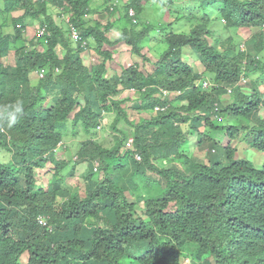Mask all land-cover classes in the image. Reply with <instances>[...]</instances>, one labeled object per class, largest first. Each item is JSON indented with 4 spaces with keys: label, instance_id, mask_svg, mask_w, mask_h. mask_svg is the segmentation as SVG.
<instances>
[{
    "label": "trees",
    "instance_id": "trees-1",
    "mask_svg": "<svg viewBox=\"0 0 264 264\" xmlns=\"http://www.w3.org/2000/svg\"><path fill=\"white\" fill-rule=\"evenodd\" d=\"M1 1L3 16L19 7L24 12L11 20L13 35L0 32V60L5 59V64L0 61V109L17 100L26 107L11 128L0 119V147L12 152L8 161L0 162V264H185L184 255L190 256V264H264V182L257 175L264 172L234 158L229 146L223 162L206 165L188 159L184 168L158 167L163 158L188 157L181 146L191 132L211 142L223 127L219 116L229 118L232 136L241 125L250 127L253 144L264 150V32H256L246 50L239 48L240 35L234 34L264 25V0L185 1L201 13L190 12L185 18L194 24L179 31L171 29L172 22L154 26L141 21L144 0H128L119 19L130 27L113 41L103 31L115 23L87 17L92 0ZM50 5L68 14L87 46L95 44L101 56L97 63L83 64L81 42L69 39L48 13ZM115 5L106 9L113 13ZM29 16V21L45 24L49 35L24 38ZM182 18L174 16L175 21ZM88 19L93 25L86 24ZM212 21L232 35H217ZM154 28L161 37L153 36L152 42ZM120 42L142 62L147 61V47L156 57L154 70L143 72L139 62L131 61L121 72L107 75L113 53L101 47ZM57 47L63 54L56 53ZM12 49L14 64L9 62ZM185 50L196 54L202 71L184 60ZM40 69L44 73L38 78ZM241 76L248 78L245 87L238 85ZM204 79L210 82L206 88L200 83ZM129 89L137 93L136 103L124 106L130 99L120 95ZM163 90L176 94L169 98ZM156 105L166 109L138 123L127 115L128 109L146 112ZM106 113L113 114L107 125L109 147L96 139ZM122 122L133 129L141 161L124 149L130 130L124 132ZM78 128L87 139L74 154L99 160L98 169L104 171L100 180L90 169L83 198L67 196L71 186L64 180L72 171L63 172L69 160L56 154L66 145L68 130ZM43 169L53 178L37 186ZM151 171L164 181L162 189L159 184L147 189L152 181L144 175ZM58 196L65 199L58 202ZM39 214L49 219L52 233L40 226Z\"/></svg>",
    "mask_w": 264,
    "mask_h": 264
},
{
    "label": "rangeland",
    "instance_id": "rangeland-1",
    "mask_svg": "<svg viewBox=\"0 0 264 264\" xmlns=\"http://www.w3.org/2000/svg\"><path fill=\"white\" fill-rule=\"evenodd\" d=\"M185 1L188 0H173L172 4H168L166 6V4H162L163 0H144L142 1V12L139 15V19L141 21H149L151 22L154 26L159 25L160 23L164 24V23H171L172 24V28L175 31H179V30H189L192 25L194 24V22L188 20L187 18H185L186 16H188L190 14V12H194L196 13V15L198 17H200V13L201 11H197L196 9H194L192 7L191 3H186ZM113 2H115V6H117V10H115L116 12L112 13V11H110L109 9H106V7L109 5L107 2H99L97 0H92L90 2V8H91V15L87 16V17H91L93 19H96V21H100L101 24H105L103 22H109L112 20H116L118 15H122L123 16V5L125 3L128 2V0H113ZM51 6V5H50ZM49 6V7H50ZM4 10V5L3 2L0 0V23H3V20H5L4 24L2 26H0V32L3 33H9V34H14V30H13V24H12V19L14 17H17L19 15H21L24 12V9L19 7V8H14L13 10H10L9 12H6L5 16H3V14L5 12H3ZM56 9L53 7L49 8L48 13L49 14H55ZM118 11V12H117ZM178 12V13H177ZM94 14H97L94 16ZM178 14V15H182L183 18L180 21H175L174 20V16ZM67 15H65L66 17ZM213 17V15H212ZM29 19H31V17H28V22L29 25L27 26L28 32L26 31L25 36L27 37L26 39H30L31 37H34L37 25H38V19H33L32 21H29ZM222 21V20H221ZM60 22V21H59ZM223 22V21H222ZM63 23V22H61ZM93 21L91 20H87L86 24H90L93 25ZM116 26L110 28L109 30H102L105 33V36L108 35V38H116V36L118 37L120 35V33L122 32V29L127 25V27H130L129 24L126 22V20H124V18H122V20L118 19L116 20ZM210 26L216 30L217 35H225L227 36L228 34L232 35L231 31L227 32L221 29L220 26V22H215L212 21ZM63 28H64V24H63ZM156 28H154L153 30H151V40L152 42H154V40L156 38H153V36H159L161 37V35H158L155 31ZM257 28H254L252 30V32L256 31ZM236 32V33H235ZM234 32V34H238L240 35V38H238L237 36L234 35V37H237V40H239V47L240 44H242L243 40H247V38H250L251 33L249 32L248 28L244 27V28H240L237 29ZM19 44V42H16V45L13 47V49L15 47H17ZM152 45L151 43H147ZM94 43H92L91 45V49H90V53L85 54L84 55V59L83 60V64L85 65H90L91 63L95 62L99 57L101 58V56L99 54H97V52L94 50ZM149 45V46H150ZM115 47L117 48L118 52L122 53L126 47L125 45L123 46L122 43L117 44V45H106L104 44L101 47V50H112V52L115 51ZM120 48H125L124 50H121ZM13 49L10 51L11 53V57L9 58V62L14 64V55H13ZM59 50H57L58 52ZM143 52L145 54V56L147 57V61L145 60L144 62H142V58L140 56H133L131 55V60L130 59H126L127 62L133 61V62H139L140 66L139 68L143 71V72H150L152 70H154V63H155V59L156 57L152 54V52L147 48L144 47ZM58 53L62 54L63 52L59 51ZM124 54V53H123ZM130 53L128 52V55ZM99 55V57H98ZM184 60L187 62H191L193 66H195L198 70L202 71L203 70V66L199 63V60L197 59L196 54H194L192 51L190 50H185L184 51V56H183ZM120 59H117L116 62H119ZM0 61H3V63L5 64V59H1ZM115 65V64H114ZM116 66V65H115ZM35 77L33 78V83H35ZM128 96H133L134 99L137 98V93H128ZM133 102V101H132ZM225 102H230L229 99H226ZM134 103H136V101H134ZM133 103V104H134ZM261 115L264 116V110L261 109ZM108 116V115H107ZM80 129V128H79ZM77 129L75 131V133H73V135L71 136V132L70 130H68V134L65 136V143L69 144L71 143L72 146L69 148L67 147V149L65 151L62 152V150H58V158L59 159H65V160H69V164L68 166L65 168V170L63 172H66V174L70 173L72 171V175H70L69 177L66 175L65 177V183H68L71 186L70 190H76L75 192H79L81 195H83L84 192V180L83 178H85L86 176L89 175L90 172V166H88L86 163H73V161H75V157L74 152L77 150V148H80V143L83 142V140L87 139L86 135L82 134L81 130ZM70 132V133H69ZM216 134L219 137H224L226 134V130H222V129H218L217 131H215ZM108 134V131H106L105 129H101L98 132V138H99V142H101V144H103L104 146H110L111 142L108 139V137H106ZM216 135V137H217ZM97 139V138H96ZM98 140V139H97ZM234 142L236 143V140H234ZM187 143V142H186ZM193 141H190L188 147H190V152L194 153V155L198 158H200L203 154V152L197 150V151H193L195 145L192 144ZM11 151L6 149V148H2L0 147V162H5L8 161L11 158ZM222 153V148L220 146H218L217 148V153L216 155H219ZM241 153V152H240ZM256 158L259 157V154H257L255 156ZM245 159H248L250 161H254L252 160L254 158L253 154L248 152L246 153V157H244ZM264 161V156L261 157L260 160L256 161L259 162L261 164H263ZM255 162V163H256ZM52 167V165H51ZM54 169V168H53ZM49 171V172H53ZM38 175L41 178V181H39L37 183V186H44L46 184H48L50 182V180L53 178V176L51 175V173H48L46 170L43 169V171L38 172ZM146 176H148L151 179H154L155 181L158 179V176L151 172H147ZM99 177L103 178L104 177V171L102 170L99 173ZM142 206V205H140ZM184 262L188 263L190 260L189 255H184Z\"/></svg>",
    "mask_w": 264,
    "mask_h": 264
},
{
    "label": "clouds",
    "instance_id": "clouds-1",
    "mask_svg": "<svg viewBox=\"0 0 264 264\" xmlns=\"http://www.w3.org/2000/svg\"><path fill=\"white\" fill-rule=\"evenodd\" d=\"M97 1H99V2H107L109 5H115V2H113V0H111V1H108V0H97ZM50 7H53V6H50ZM53 8H55V7H53ZM55 9H56V11H55L56 13L55 14H51L53 16L55 22L58 25H62V26L64 24V28L63 29L65 30L66 35L69 37V39L71 41H73V42L76 43L77 41H74L73 39H71V37L69 35V28H70L69 27V24H72V23H70L68 21L69 20L68 14L62 13L60 11V9H58L57 7ZM130 9L132 10V12L134 14L133 9L132 8H129V11H130ZM113 13H114V11H113ZM133 14H130V12H129V15H133ZM65 15H67V16L65 17ZM119 18H120V15H118V17H117L116 20H118ZM116 20L114 19V20L109 21V22L116 24ZM222 21H223V19H222ZM61 22H63V23H61ZM103 23H106V21L103 22ZM42 27H45L46 28V31H48L45 24L44 25H41V26H40V24H38L36 30H34L35 31V34L34 35L36 37H39L40 36V35L37 34V30L39 28H42ZM248 30L251 33V36H250V38H247V40H243L242 41V44H240V47H239L241 50H246L247 49V47H248V41L253 38V36H254V34L256 32H258L259 30L262 31V32H264V25L260 29L257 28V30L254 31V32H252L253 29H248ZM26 31H27V33H29L27 27H26V29L23 32L24 38H27L25 36ZM47 34L49 35V31H48ZM106 36L108 37V35H106ZM116 38H117V36H116ZM116 38H113V39H110L109 38V39L111 41H113ZM30 39H28V40H30ZM78 41L81 42V46L84 48V50L82 52H80L81 53V56L83 58L85 54L88 55V53H90L91 46L90 47L87 46V42L85 40L80 39ZM84 41H85V44L83 45V42ZM120 43H122V42H120ZM120 43H117V44H120ZM117 44H115V45H117ZM57 50L60 51V48H58V47L56 48V53L59 52V51L57 52ZM61 52H64V51H61ZM58 54L61 55L60 53H58ZM98 60H99V58L95 62H93L91 64L97 63ZM90 65H86V66H90ZM127 65H129V62H127V61H125V62H123V61L122 62H119V64H116V67H118V70H114L112 72H109L108 71L107 72V75H113L115 73H119V72H121V67L122 66L123 67H126ZM43 73H44V69H40L39 71L36 72L38 78H41L43 76ZM36 74H34V75H36ZM247 79H248L247 77L241 76V79L238 81V85H243L244 86V84H245V82H246ZM200 83H202V86L205 87V88L210 85V82L208 81V79L201 80ZM30 84L31 85L34 84L33 83V79L31 80ZM163 92H164L163 96H167L168 95L169 98H172L176 94L175 91L172 92V91H168V90H163ZM231 92H232V88H228L227 89V93L230 94ZM128 93L129 94L130 93L132 94V93H135V91L133 89L125 90L120 95V98L121 99H125V100H127L128 98L130 99V101L127 100L124 103V106H129L131 103H133L132 101H133L134 98H133V96L132 97L131 96H128ZM25 107L26 106L23 103V101H21V100L14 101V102H12V103L4 106L2 109H0V119H3L6 122L7 127L8 128H11V127L15 126L18 123V121L21 120L24 117V115H25ZM165 109L166 108H164L162 106H159V105H156L155 107L152 108V110H149V111H146V112H136L134 110L128 109L127 115L129 116V119L130 120H134L135 122L138 123L140 118H143V120L144 119H149L152 114H157V111H159V110H165ZM260 116L262 118L264 117L263 115H261V111H260ZM219 117H217V120L222 123V125H223L222 130H224V129L226 130V134H225L224 137H219L216 134V132H214V134L212 135L211 142H209L208 140H205L204 139V135H203V137L200 136L199 132H196V133L191 132V133L188 134V136L186 138V142L187 143L185 142L181 146L182 147V150L186 152L185 154H187L188 157L186 156L187 158H185V157H176V158H174L173 156H171L169 158H163L162 160H160V165L158 167L159 168H169V167H172L173 165H176V166H178L180 168H184L186 165H189V164H187V160L188 159H195V161L200 162V163L202 162V163H204L206 165L210 164L214 160H221L223 162V161H225L224 151H226V146H229L231 149H234V151H235L234 158H236L238 160L249 161V162H251V165H252V167L254 168L255 171L264 172V161H263V164H261L259 162H256V161L260 160L261 157L264 156V150L258 149L253 144V139L248 135V133L250 131V127H247L246 126V128H245L243 125H241V127L238 129L239 130L238 134L236 136H232V134L229 133V130H227V127L229 126V123H228L229 118H227L226 119L227 121H226L225 119L219 118ZM112 118H113V114L112 113H106L104 115L103 121H102V123H103L102 126L100 124L97 127V130H96L97 131L96 138L98 139V141H100L99 138H98V132L101 129H105L106 131H108V134H107L106 137H108V139L111 142V137H110L111 130L109 131V129L107 128V125H108V123L111 122ZM119 126H121L123 128L124 132H126V130H130L129 132H127L125 134L126 135V140L124 142V149L129 152V156L132 159H134L135 161H141L142 160V155H141V153L134 146L133 129L131 127H129L128 125H125L123 122L120 123ZM180 126L183 128L184 131L188 129V125L187 124H181ZM204 129H205L204 128V125H201L198 128V131L202 132V131H204ZM79 130H81V129H79ZM81 132H82V130H81ZM82 134H84V133H82ZM72 135H73V133L71 132V136ZM216 135H217V137H216ZM234 140H236V143L234 142ZM127 141H130V145H127ZM190 141H193L192 144L195 145L193 151L199 150V151L203 152V154H202V156L200 158L196 157L193 152L192 153L190 152V150H189L190 147H188ZM81 144H82V142L80 143V147H81ZM100 144H101V142H100ZM111 144H112V142H111ZM68 145H72V144L71 143L66 144V145L63 144V148L62 149H57L56 154H58V150H62V152L65 151L67 149V147H69ZM218 146H220L222 148V153L219 154V155H216ZM248 152H250V153L253 154L254 158L252 160H254V161H250V160L244 158V157H246V153H248ZM257 154H259V157L258 158L255 157ZM73 156L75 157V159H74L75 161H73L74 164L77 163V162L79 164L80 163H83V162L86 163L88 166H90V169L93 168V170L95 172H98V177H99V173L102 171V170H99L98 169L99 166H100V161L99 160H97V159L91 160V159H88V158H81V159H79L75 154ZM137 156H138V158H137ZM146 174L147 173H145L144 177L145 178H148V179H150L152 181L151 187L148 186L147 189H150L151 188V190H153V188L156 187L157 184L160 185V188L159 189H162L165 186L164 181L162 179H160L159 176L156 173L155 174L158 176V179L156 181L154 179H151L148 176H146ZM257 175L261 179H263V182H264V175H260V174H257ZM88 179H89V175L86 176L85 178H83V180H84V192H83V195H81L79 192H75L76 190H69L67 192V196H70V195H73V194H77L80 198L85 197L87 195V185H86V183L88 182ZM99 179L102 180L103 178H100L99 177ZM38 182H36V184ZM126 195H127V197H130V193L126 192ZM64 199L65 198L64 197H61V196H58L57 197V201L58 202H62ZM36 219H37V221H38V223L40 224L41 227L45 228L49 233H52L53 226L50 223L49 219H47L46 216H43V215L39 214L38 217H36ZM190 261L191 260H189L188 263L187 262L185 263L184 262V259H183V263H185V264H190Z\"/></svg>",
    "mask_w": 264,
    "mask_h": 264
},
{
    "label": "crops",
    "instance_id": "crops-1",
    "mask_svg": "<svg viewBox=\"0 0 264 264\" xmlns=\"http://www.w3.org/2000/svg\"><path fill=\"white\" fill-rule=\"evenodd\" d=\"M95 15H97V14H94V16ZM110 39H113V38H110ZM123 46H124V44H123ZM125 47H126V49L120 48L121 50L125 49L122 53L118 52L117 48L115 47V51L112 52L113 54H112L111 62L108 63L109 64V67H108L109 72H112L114 70H118V67L115 66L116 65L115 63L119 64V62H116L117 59H120L123 62H125L127 58L131 60V54L128 55V52L130 53V51L126 45H125Z\"/></svg>",
    "mask_w": 264,
    "mask_h": 264
},
{
    "label": "built area",
    "instance_id": "built-area-1",
    "mask_svg": "<svg viewBox=\"0 0 264 264\" xmlns=\"http://www.w3.org/2000/svg\"><path fill=\"white\" fill-rule=\"evenodd\" d=\"M108 1H111V0H108ZM129 12H130V14H133V12H132L131 9H130ZM69 27H70L69 28V35H70L71 39H73L74 41L80 40L81 39V36H80V33H79L77 27H75L72 24H69ZM47 33H48V31H46V28L45 27L39 28L37 30V34L40 35V36H42L44 34H47ZM84 44H85V41L83 42V45ZM127 145H130V141H127ZM137 158H138V156H137Z\"/></svg>",
    "mask_w": 264,
    "mask_h": 264
}]
</instances>
